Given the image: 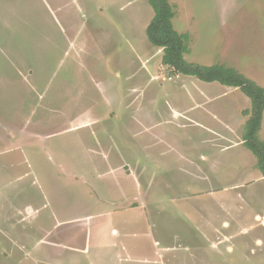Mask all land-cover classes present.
Returning a JSON list of instances; mask_svg holds the SVG:
<instances>
[{"label": "rangeland", "instance_id": "rangeland-1", "mask_svg": "<svg viewBox=\"0 0 264 264\" xmlns=\"http://www.w3.org/2000/svg\"><path fill=\"white\" fill-rule=\"evenodd\" d=\"M169 1L188 62L264 87V0ZM152 16L148 0H0V233L17 238L0 234V264H264L250 100L162 64ZM112 225L131 261L104 243ZM86 233L98 245L72 256Z\"/></svg>", "mask_w": 264, "mask_h": 264}, {"label": "trees", "instance_id": "trees-1", "mask_svg": "<svg viewBox=\"0 0 264 264\" xmlns=\"http://www.w3.org/2000/svg\"><path fill=\"white\" fill-rule=\"evenodd\" d=\"M153 16L146 27L149 41L162 49V64L173 73L191 75L205 82L239 88L250 100V108L243 110L247 116L242 134V144L256 158V168L264 177V140L259 131L264 111V87L246 77L233 67L223 64L201 65L188 62L184 54L188 52V33L177 32L172 24L173 5L169 0H148Z\"/></svg>", "mask_w": 264, "mask_h": 264}, {"label": "crops", "instance_id": "crops-1", "mask_svg": "<svg viewBox=\"0 0 264 264\" xmlns=\"http://www.w3.org/2000/svg\"><path fill=\"white\" fill-rule=\"evenodd\" d=\"M105 32V31H104ZM105 34V33H104ZM109 34V32L108 33H106L105 34V36L106 37H110V38H108L110 41H111V43H113L112 42V40H113V38L111 37V36H109L108 35ZM115 41V40H114ZM160 50V49H159ZM247 118V117H246ZM262 119H263V116H262ZM246 120V119H245ZM263 121V120H262ZM245 122V121H244ZM244 124V123H243ZM261 126H262V123H261ZM260 129H262V127H260ZM263 130H264V127H263V129L261 130V131H259L260 133V138L261 139H263L264 140V138L263 137H261V134H263ZM240 144H242V139H241V141H240ZM243 145V144H242ZM244 146V145H243ZM256 164V163H255ZM255 164H253L254 165V167H256L255 166ZM260 174H261V172H260ZM262 178H264L263 176H262V174L258 177V180L260 181V180H262ZM200 192V191H199ZM198 193V192H197ZM191 195V194H190ZM193 195H191V196H188V198L189 197H192ZM115 208V207H114ZM114 208H112V210L114 209ZM204 207H202V209H203ZM184 209H187L189 212H198L199 211V209H195L194 208V206H192V205H190V204H186V205H184ZM34 212H36V210L34 211ZM10 215H13V213L12 212H10L9 213ZM7 215L8 217L10 216V215ZM254 219H256V220H258L259 221V223L261 222V220H262V217H261V215L259 214V213H257V212H255L254 213ZM11 218V217H10ZM11 219H13V218H11ZM127 220H131V219H127ZM10 221H12V220H10ZM132 223H134V220L132 219ZM224 225H228V223H229V221H227V220H224L223 222H222ZM262 223H264V221L262 222ZM10 224H8V225H3V227H2V231H1V236H2V238H3V242L4 243H6V244H8V243H13L14 244V242L16 243L17 242V238L16 237H14V235L13 234H11V231H10V226H9ZM85 226H86V223H84V225H83V229L82 230H84V228H85ZM120 229H119V228ZM31 228L35 231V223L31 226ZM91 230V229H90ZM122 227L121 226H119V225H112V226H110L109 227V232H110V234H111V236L112 237H114L115 238V242H111V243H108V242H104L105 244H109L111 247H112V249H111V252H114L115 254H116V256H115V258H116V260L117 261H120V262H122V261H131L132 259H129L128 258V253H129V251H130V247H129V245L131 246L132 244H133V242H131V240L133 241L134 239H132V238H129V232H122ZM94 231V230H93ZM88 232H89V230H88ZM95 236V235H94ZM96 237H97V235H96ZM95 237V238H96ZM94 238H92V239H90V236H87V233H86V238L83 240L84 242H81L80 244H79V249L78 250H80L79 252H75L74 254H72V256H74V255H76V256H81L82 258H84L85 257V255L87 254V253H89V251L91 250V246H92V243L90 244V242L93 240ZM204 240H206L207 241V238L206 237H204L203 238ZM226 239V238H225ZM94 240H96V239H94ZM93 240V241H94ZM220 240V238H218V240H217V243H218V241ZM255 244L256 245H258V244H261L262 243V239L261 238H259V237H256L255 238ZM94 243H96V246L98 245V243H97V240H96V242H94ZM104 243H102V244H104ZM114 243H115V246H114ZM102 244H101V242H100V244H99V251H100V249L102 248ZM215 244V243H214ZM35 245V244H34ZM229 247V246H228ZM166 248H169V247H166ZM230 248V247H229ZM194 249H195V245H194ZM115 250V251H114ZM162 250L163 249H159V251H158V260H160L161 262H162ZM100 253V252H99ZM193 253H194V251H191V255H193ZM7 254V253H6ZM145 254L146 253H144L143 254V257L145 258ZM147 256L146 257H148V259H147V261L149 262L150 261V257H149V255L148 254H146ZM111 256L112 257H114L112 254H111ZM86 258V257H85ZM84 258V259H85ZM86 260H88V264H97V261H98V259H96V260H92V258H90V259H86ZM155 260V259H154ZM86 263V264H87Z\"/></svg>", "mask_w": 264, "mask_h": 264}]
</instances>
